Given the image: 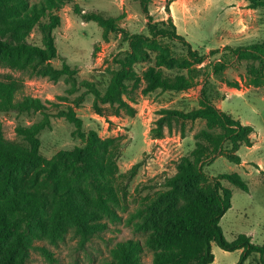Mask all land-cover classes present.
<instances>
[{"label": "rangeland", "instance_id": "374dc122", "mask_svg": "<svg viewBox=\"0 0 264 264\" xmlns=\"http://www.w3.org/2000/svg\"><path fill=\"white\" fill-rule=\"evenodd\" d=\"M39 8L48 7V0H33ZM61 25L53 31L59 58L52 62L61 69L64 63L77 71L73 79L39 76L29 70L0 66V81L15 82L21 91L16 100L25 97L39 99L47 111L9 110L0 112V127L4 136L23 143L16 133L19 126L29 127L50 116V126L39 135L41 153L46 160L56 155L69 156L84 142L73 133L75 126L61 114L73 107L83 120V130H94L102 139H113L119 146L117 171L109 176L117 193V203L111 214H104V228L86 236L74 226H67L60 234L49 236L37 233L31 237L26 264H105L121 242L138 240L143 248V263L153 264L159 249L150 248L145 239L156 230L148 221L149 207L170 188L166 180L177 173L178 163L191 157L196 135L206 128L204 120L172 119L164 126V136L155 138L157 121L165 109L184 113L199 108L202 93L222 111L254 128L252 145L243 144L233 151L226 144V153L238 154L245 163L237 165L225 154L215 157L205 166L207 178L193 190H206L213 178L238 173L249 186L244 192L226 180L223 185L232 191V207L221 219L220 226L229 242L241 234L252 238L256 245L264 244V60L237 59L227 48L237 49L264 43V5L248 0H56ZM78 4L84 12H100L106 17L119 18L116 31H107L97 22H87L75 14ZM172 19L177 34L183 36L192 51L203 57V62L189 55V47L177 40H153L146 46V54L138 58L134 68L140 81L136 103L130 109L121 107L120 115L108 110L107 116L95 113V96L82 83L87 81L104 92L112 75L119 69L120 59L129 49L128 34L149 36L148 24ZM41 32L33 31L29 41L41 45ZM165 53L172 62L165 64ZM224 63L226 69L213 74V65ZM164 71L169 76L184 74L194 79L193 87L182 92L157 90L145 92V72ZM119 107L118 104L115 105ZM184 127V131H183ZM27 168L16 175L14 192L30 197L39 183L45 181L42 167ZM187 191L178 194L177 211ZM167 201L153 215L157 224L165 218ZM214 262L237 264L242 250L228 252L212 245ZM245 264H260L253 254Z\"/></svg>", "mask_w": 264, "mask_h": 264}, {"label": "trees", "instance_id": "16d2710c", "mask_svg": "<svg viewBox=\"0 0 264 264\" xmlns=\"http://www.w3.org/2000/svg\"><path fill=\"white\" fill-rule=\"evenodd\" d=\"M248 1L256 6L264 5V0ZM60 9L61 5L56 0H48L47 8H39L38 2L33 0H0V66L29 70L52 78L66 75L76 82L75 69L67 63L61 69L52 64L59 58L53 31L61 25ZM74 12L87 22H97L107 31L118 28L119 18L106 17L100 12H84L78 4L74 5ZM36 29L41 32V45L29 41ZM148 31L149 36H126L129 49L120 59V67L113 73L104 92L92 83H82L95 96L92 108L96 114L107 116L108 110H113V114L120 115L121 107L131 108L124 98L136 103L135 90L140 78L134 66L138 58L146 54V46L153 40H177L189 47L192 59L203 62V57L192 51L185 38L177 34L171 18L167 22L149 23ZM227 50L240 60H264V43ZM161 59L167 65L172 64L165 53ZM225 69L226 65L218 62L213 65V74L218 75ZM144 76L147 93L157 90L182 92L195 84L190 76H169L157 69L146 71ZM20 91L21 87L15 82L0 81V112L13 109L47 111L39 99L25 97L23 101H17ZM61 114L75 126L73 134L84 142L69 156L59 154L50 160L43 157L39 135L50 126V116L46 113L39 122L16 128L24 144L8 140L0 127V264H26L31 237L39 232L53 236L67 226H74L86 236L103 229L104 214H111L117 203V193L109 176L117 171L119 146L113 139L100 138L94 130L84 131L83 120L73 107ZM161 114L155 138L164 136L163 128L172 119L183 124L201 119L205 121L206 128L196 135L197 143L191 157L182 159L177 165V173L166 180L170 189L149 207L148 221L156 230L145 239V243L160 250L154 254L153 264H211L215 258L213 244L228 252L242 250L237 264H245L253 254H258L260 264H264V244H253L252 238L245 234L229 242L220 226L221 219L232 207V191L223 185L222 180L248 193L249 186L242 176L238 173L223 174L213 178V183L206 190H193L207 178L204 168L213 163L217 155L225 154L230 162L242 164L238 154L226 153V144H230L233 151L239 150L243 144L250 147L254 128L222 111L205 93H202L198 109L188 113L165 109ZM42 163H45L42 167L45 181L39 183L30 197L16 195V175ZM182 191H187L183 204L177 211H171ZM164 201L168 202L165 206L167 212L159 225L153 215ZM105 264H144L141 242L129 240L119 243Z\"/></svg>", "mask_w": 264, "mask_h": 264}, {"label": "crops", "instance_id": "0c3cea01", "mask_svg": "<svg viewBox=\"0 0 264 264\" xmlns=\"http://www.w3.org/2000/svg\"><path fill=\"white\" fill-rule=\"evenodd\" d=\"M243 167L245 166V163L242 161V164H241ZM250 191V190H249Z\"/></svg>", "mask_w": 264, "mask_h": 264}]
</instances>
